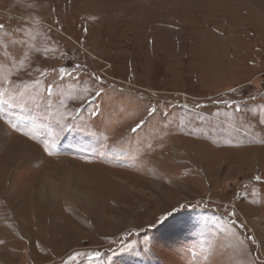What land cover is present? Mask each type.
Wrapping results in <instances>:
<instances>
[{
	"label": "rangeland",
	"instance_id": "1",
	"mask_svg": "<svg viewBox=\"0 0 264 264\" xmlns=\"http://www.w3.org/2000/svg\"><path fill=\"white\" fill-rule=\"evenodd\" d=\"M0 264H264V0H0Z\"/></svg>",
	"mask_w": 264,
	"mask_h": 264
}]
</instances>
